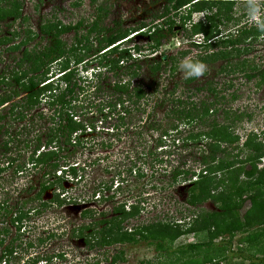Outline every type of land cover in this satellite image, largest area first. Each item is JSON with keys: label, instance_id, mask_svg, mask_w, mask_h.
Instances as JSON below:
<instances>
[{"label": "trees", "instance_id": "1", "mask_svg": "<svg viewBox=\"0 0 264 264\" xmlns=\"http://www.w3.org/2000/svg\"><path fill=\"white\" fill-rule=\"evenodd\" d=\"M165 1L162 10L153 14L149 22L142 21L132 27H125L121 22H113L112 26L108 27L104 26L103 18L108 12L100 6L96 9L94 19L85 26L81 21L74 25H63L60 22L46 23L40 26L39 32L50 37V44L42 48H37L36 45L32 50L27 48L34 38L31 30H26L17 44L12 43L20 36L19 32L13 31L9 36L0 32V47L9 45L5 51L16 53L23 48L15 67L9 72V78H5V75L0 76V85L5 84L6 87L15 85L9 92L0 95V108L9 106L8 112L14 116L13 119L22 120L27 112L45 101L48 107L53 108L59 115L58 120L52 119L53 126L46 144L56 145L54 147L59 151L43 152L34 159V154L41 144L38 138L37 146L30 158L34 168L47 167L54 172L59 167V158H62L59 156L60 151L63 149L66 152H72L77 148L70 142L72 135L78 131H84L87 125L94 128L97 118L107 121L108 116H116L117 126L126 125V119L136 110L132 109V106L147 99L146 87L141 82L132 83V79L139 77L143 65L153 76L166 69L171 73L175 71L176 57L164 56V59L166 58L164 60L162 54L159 57L157 54L170 37L176 34V28L184 30V17L190 19L193 13H203L202 20L190 25L191 34L202 38L200 41L191 43V46L198 50L195 58L205 62L209 71L210 69L215 71L214 74H242L247 80L255 79L257 87L264 86V66L254 64L253 60L245 57L251 52L253 43L261 40L264 34L245 22L239 26L241 18L234 15L235 0ZM1 3L5 5L2 6ZM185 8H188V12L182 15L181 11ZM21 10L22 4L18 0H0V22L8 19L12 21L20 19L26 22L27 19L22 16ZM230 24L236 28L235 31L229 28ZM83 30L85 33L79 34ZM71 31L74 33V40L67 46L60 37ZM138 35L146 37L145 45L132 42ZM186 54L187 52L180 53L181 56ZM87 57L97 58L98 69H104L114 75L118 74L121 68H126V74L130 79L125 81L118 79L106 86L98 81L103 72H95L94 79L90 81L96 97L86 101L87 94L84 95L86 89L85 86L80 85V82H89L87 78L80 76L79 68L83 71L87 70L85 65L88 63ZM2 61L0 57V63ZM128 61L132 63L128 64ZM140 62L143 65H140ZM195 80L184 81L190 84ZM87 87L90 88V85L87 84ZM103 87L108 88V93L103 94ZM209 91L217 95L212 87ZM82 94L85 102L79 100ZM16 98L18 102H15ZM97 99L99 101L93 105ZM172 102H174L173 108L169 112L170 126L163 128L158 124L155 128V131L160 130L159 137L155 139V148L164 147L166 137L171 135L170 132H181L178 130L180 126L188 128L184 138L181 139L182 148H188L189 143L201 144L200 142L205 140L204 146L200 148L199 158L195 161L198 166L189 170L174 168L171 172V180L172 182L181 180L189 182L187 204L190 207L209 201L214 205L215 210L198 213L185 224L184 222H152L128 231L121 224L123 220L136 217L139 214V207L136 200L125 209V205L129 204V199H125L113 208L117 217L108 220L102 214L103 219L99 221L100 229L90 234L93 239L86 243L93 248L95 246L109 247L115 244L132 246L138 245L141 241L157 242V250H161L164 249L163 242H173L186 234L206 232L209 241L187 245L184 252H195L203 247L210 248L216 243L213 242L215 239L222 240L228 236L226 248L223 250V247L221 250V252L228 251V259L224 262L220 260L212 262L208 258L202 260L190 258L180 264H264V254L261 257L252 254L243 255L239 245L231 250L232 238L235 235H240L239 243L250 247L264 236V165L260 167L264 159V141L259 139L253 131L245 134L243 140V136L234 132L235 122L247 117L242 112L223 110L221 113L224 115V123L218 122L214 118L218 112L217 100L210 103L203 100L197 104L189 99L183 101L178 98ZM90 109H92L91 112ZM90 113L92 114L89 115ZM75 116L79 117V121L73 119ZM5 118L3 114H0V121ZM193 125L198 130H189V126ZM2 126L0 125V129ZM175 142L176 140H173L170 147H175ZM7 145L8 143L5 142L4 147L7 148ZM234 151L236 153H233ZM153 155L154 153L151 156ZM170 155H172L171 152L166 154V156ZM8 161L12 163L13 159ZM152 161L159 165L163 163V159L158 154ZM49 170L41 175L42 180L28 188V191L37 190L33 200H41L43 193L49 191L53 183L61 184L62 179L56 178L54 174L51 175ZM1 171L3 169H0ZM69 171L76 176L74 168H70ZM45 174L49 176L46 178ZM58 197L57 195L50 202L62 204L65 201ZM46 205L41 203L42 207ZM26 214L23 210H19L16 222L28 218ZM82 227L86 228V226ZM4 232L8 234L6 229ZM42 242L43 240L40 241ZM12 246L11 244L5 248V255L12 252ZM166 254H169L168 251ZM3 260L10 262V259L4 256L0 258L1 262ZM109 261V264L125 261L124 252L111 256Z\"/></svg>", "mask_w": 264, "mask_h": 264}, {"label": "rangeland", "instance_id": "2", "mask_svg": "<svg viewBox=\"0 0 264 264\" xmlns=\"http://www.w3.org/2000/svg\"><path fill=\"white\" fill-rule=\"evenodd\" d=\"M18 1L22 4L21 13L27 19L26 22L20 19L16 21L5 20L0 22V32L7 36L13 31L19 32L20 36L12 43L17 44L24 36L25 31L31 30L34 38L27 45L29 50H32L36 45L37 48H42L44 45L50 44V37L39 32L40 26L46 23L60 22L63 25H74L81 21L85 26L94 19L96 9L100 6L108 12L106 17L103 18L104 26L108 27L112 26L113 22H121L125 27H132L142 21L149 22L152 15L157 11H161L166 2L165 0ZM235 1L234 15L241 18L239 23V26H241L244 22L246 23V13L238 0ZM1 5L5 4L1 3ZM187 12L188 8H185L182 9L181 14L184 15ZM184 18V30L176 28V34L174 33L170 37L169 41L160 48L157 54V57L162 54L163 59L164 56L176 57L175 71L171 73L170 70L166 69L153 76L146 66L140 62V65H143L142 70L139 77L132 79V83L141 82L146 87L147 99L135 106L133 105L134 107L132 106V109L136 110L126 119L124 129L119 130L117 133L116 137L121 140L118 141V145H114L113 148L111 146L106 150L105 145L101 147L100 144H93L90 152L89 149L84 151L83 149L79 150V148L74 149L72 152L61 150L59 153V156H62L61 159L59 158L60 165L63 164L64 160L70 164L75 162L76 159L81 163L90 165L91 171H83L82 174H85L77 181L68 179L65 182L62 180L60 185L56 184L48 192L43 193L41 200H33L28 203L27 200L33 198L36 190L28 193L22 191V189L29 185L32 187L36 185L39 180H42L41 175L43 172L49 170V168L39 166V168H32L31 170L27 160L33 155L38 138H40L41 143L40 151L42 146L45 148L44 152L52 151L49 148L50 146L46 144L48 134L53 126L52 119L58 120L59 115L56 111L54 112L53 108L48 107L45 101L27 112L22 120L13 119L14 116L8 112L9 106L4 109L0 108V114L6 117L0 121V125H3L0 129V167L8 166L0 174V203L7 201V205L0 207V228L4 232L6 223H12L14 220L13 213L11 214L10 210L13 206L18 205L20 207L24 203L25 212L29 216L23 222V225H20V229L14 226L7 229L8 234L6 235L12 233L15 238L13 247L14 252L17 253L10 264H35L33 261L40 259L42 261H38L37 264H109V258L121 251L124 252L125 261H119L117 264H180L190 258L195 260L208 258L212 262L218 260L224 262L228 259V251L221 252L223 247V250L226 248L228 236L222 240L215 239L213 242L216 243L210 248L203 247L195 252H184L187 245L209 241L206 232L186 234L173 242H163L164 249L161 250H157V242L146 243L143 241L132 246L115 244L109 247L95 246L88 249L80 237V235L83 238L88 236L89 230L83 229L82 226L90 221V219L84 220L83 217L81 220L79 219L81 211L84 209L95 211V216L100 212H104L109 215V218L113 219L117 217V214L112 213L114 206L116 207L125 199H129V202L137 200V207H139V214L136 217L123 220L124 222L121 224L122 227L128 228V230L140 228L152 222H184L185 224L198 213L215 210L214 205L209 201L196 207H190L187 204L190 191L189 182L183 180L172 182L171 180V172L174 168L189 170L198 166L195 161L199 158L200 148L204 146L205 140L200 142L201 144L189 143L188 148H182L183 142L181 139L184 138L185 131L188 128L180 126L178 130L181 132H170L171 135L166 137L164 147L155 148V139L160 135V130L155 131L157 125L159 124L163 128L170 126L169 112L172 110L174 103L172 100L175 101L180 98L186 101L189 99V101L197 104L203 100L209 103L217 100L216 108L218 112L214 115V118L218 122L224 123V115L221 113L223 110H232L236 113L242 112L247 117L235 122L234 132L241 137L243 136V140L245 134L253 131L259 139L264 141V86L257 87L255 79L247 80L242 74H214L215 71L211 69L207 75L196 79L190 84H186L185 79H182L178 65L184 57H195L198 50H195L191 43L202 39L199 35L193 36L191 34L190 25L202 20L203 13H193L190 19ZM229 28L232 31L236 30L233 24H230ZM84 33L85 30L79 34ZM60 38L69 46L74 40V33L72 31L68 32ZM132 42L145 45L146 37L135 36ZM8 46L0 47V57L3 60L0 63V76L5 75V78H9V72L15 67V63L23 50L21 48L16 53H10L5 51ZM123 46L122 48L125 47ZM182 52H187V54L181 56L180 53ZM245 57L253 60L254 64L264 66V39L254 42L251 52ZM86 61H88L85 64L87 70L83 71L79 68L80 76L87 78L86 80L89 82H80V85L85 86L86 89L84 93V95L87 94L86 101L96 97L94 88H92L93 84L90 81V79H94L93 74L95 72H103L98 81L106 86L118 79L123 81L130 79L129 75L126 74V68H121L118 74L114 75L104 69L99 70L97 58L87 57ZM127 63L132 62L128 61ZM132 83L131 85H133ZM87 84L90 85V88L87 87ZM14 87L15 85L6 87L5 84H1L0 95L9 92ZM211 87L216 90L217 95L209 91ZM102 91H104L103 94L108 93V88L103 87ZM82 96L83 94L79 96V100L85 102ZM233 96L236 98L233 99ZM14 100L18 102V98ZM98 101L97 99L93 105H96ZM156 102L157 106H155ZM14 113H16V110H14ZM192 129L198 130L196 127L194 128V125L189 126V130ZM99 137L103 145L110 136L100 135ZM173 140H176L175 147H170ZM5 142L8 143L7 148L4 147ZM54 146L56 145L51 144L52 148ZM110 149L111 158L101 156L102 154L106 155L105 152ZM169 152L172 155L166 156ZM152 153H154L153 156H151ZM233 153H236V151ZM36 154L37 152L34 154V159ZM157 154L163 159L162 165L154 164L152 161ZM64 156L66 157L64 158ZM123 156H126V158L123 159ZM11 158H14V161L7 165L6 162ZM97 159H101L103 162L100 163L101 160L98 161ZM91 162H93V165H91ZM152 164L154 165L150 167ZM262 165H264V159L260 167ZM58 185L61 186L60 189L62 190L57 189ZM114 186L119 187H116V189ZM106 188H110V190L107 191ZM101 189L107 191H105L106 195L114 191L112 198L117 203L112 202L113 199H98L97 194L100 193V196L105 195L104 191H100ZM118 192H122V194L120 195ZM56 195H59L58 199L65 201L62 204L50 202ZM63 195L66 196L64 199ZM93 201H96L95 204H93ZM41 203L47 205L42 207ZM4 207L7 208L4 209ZM14 213L17 214V212ZM96 218L100 217L97 216ZM100 223L96 226V230L100 229ZM239 238L240 235H235L232 238L231 250L239 245L243 255L252 254L261 257L264 254V236L253 247L239 243ZM91 239L93 238L90 237L88 240L91 242ZM41 240H43L42 243H40ZM167 251L169 254H166Z\"/></svg>", "mask_w": 264, "mask_h": 264}, {"label": "built area", "instance_id": "3", "mask_svg": "<svg viewBox=\"0 0 264 264\" xmlns=\"http://www.w3.org/2000/svg\"><path fill=\"white\" fill-rule=\"evenodd\" d=\"M90 111V110H89ZM92 111V110H91ZM90 111V112H91ZM106 112V110H105ZM94 113V112H93ZM92 113H90L89 115H91ZM115 118L116 116H108L107 118V121H104L103 119H96V122H95V127L92 128L90 126H86L85 127V130L84 131H78L76 133H74L71 137V143L73 144V146H77V148L80 149H83L84 151L85 150H88L89 149V152L92 150V146L91 145H96V144H100V146H106V150L109 149L111 146L112 148L114 147V145H118V141H121V140H118V138L116 137L119 132V130H122L124 129V126H117L116 123H115ZM74 120L76 121H79V117L75 116L73 117ZM100 135H106V136H110L109 139L107 141L104 142V144L102 145V140L100 139ZM95 139H99V140H95ZM100 141V142H99ZM80 142V144H79ZM42 150L40 151V149L37 151V154L35 155V157L37 158L41 153L44 152L45 148L44 146L41 147ZM52 151H58L56 147L52 148L51 146L49 147ZM111 148V149H112ZM111 149L108 150L106 153V155H101L103 157H107L108 159L111 158V155H110V152H111ZM63 151V149H62ZM88 152V153H89ZM99 158V157H98ZM126 156H123V159H125ZM98 161H100L101 159H97ZM96 161V160H95ZM66 160H64L63 163H65ZM103 162V160L100 161V163ZM93 165V162H91ZM59 164V163H58ZM70 168H74L76 170V176L72 175L70 173ZM85 170H89V172L91 171V167L90 165H87L85 163H81L80 161L76 160L75 159V162L73 163H70L68 164L66 162V164H59V167L54 170V172L52 173V175L54 174L56 178H60L62 180H64L65 182H67V180H72V181H77V180H80L82 178V176L85 174H82L83 171ZM48 177V176H46ZM115 188L119 187V186H114ZM116 188V189H117ZM59 191L62 190L60 188H57ZM107 191L110 190V188H106ZM100 191H106V190H103L101 189ZM106 191V192H107ZM106 192H105V195L103 196H100V193L97 194V198L98 199H111L114 195V191L110 192L109 194L106 195ZM120 195L122 194V192H118ZM111 196V197H110ZM63 199L66 197L65 195L62 196ZM121 197V196H120ZM119 197V198H120ZM113 199V198H112ZM114 202L117 203V201L115 199H113ZM112 201V202H113ZM8 262L6 261H2L1 264H7ZM11 262H9L8 264H10Z\"/></svg>", "mask_w": 264, "mask_h": 264}, {"label": "clouds", "instance_id": "4", "mask_svg": "<svg viewBox=\"0 0 264 264\" xmlns=\"http://www.w3.org/2000/svg\"><path fill=\"white\" fill-rule=\"evenodd\" d=\"M238 3L242 5L245 10L246 23L251 27H255L261 34H264V0H238ZM261 38L264 39V35H262ZM178 69L182 79L185 80L200 79L209 71V67L205 62L193 56L184 57L180 61ZM56 77L54 79H56ZM6 167L1 166L0 169L5 170ZM133 203L134 202H129V204L125 205V208L127 209L128 206ZM5 228L8 229L9 227L6 225L4 229ZM39 261H42V259ZM37 263L38 261L35 262V264Z\"/></svg>", "mask_w": 264, "mask_h": 264}, {"label": "flooded vegetation", "instance_id": "5", "mask_svg": "<svg viewBox=\"0 0 264 264\" xmlns=\"http://www.w3.org/2000/svg\"><path fill=\"white\" fill-rule=\"evenodd\" d=\"M12 159H14V158H12ZM14 161V160H13ZM12 161V162H13ZM28 162H29V164H30V168H31V170H32V168H34V166H33V161L32 160H27ZM7 163V165H9V163H10V161H8V162H6ZM8 167V166H7ZM47 168V167H46ZM6 169V168H5ZM5 170H3V171H1L0 172V174L2 173V172H4ZM50 171H51V175H52V170L50 169ZM49 171V172H50ZM48 172V173H49ZM43 174H44V172H43ZM42 174V175H43ZM50 174V173H49ZM49 174H45V177L46 176H49ZM47 178V177H46ZM52 182H54V178H52ZM55 185H56V183H53V186L52 187H55ZM30 186L31 185H29V186H27L26 188H24V189H22V191L24 190V192H28V193H30L31 191H33L34 189H32V190H29L28 191V188H30ZM57 188H61V186L59 187V185H58V187ZM36 192H37V190H36ZM36 192L33 194V195H35L36 194ZM46 192H48V191H46ZM45 193V192H44ZM144 194V193H143ZM59 196V195H58ZM34 197V196H33ZM55 197H57V195L55 196ZM53 199V198H52ZM28 203H31L32 201H33V198H29L28 200ZM95 202L96 201H93V204H95ZM142 202H143V200H142ZM5 205H7V201H2V203H0V207H2V206H5ZM26 205V204H25ZM25 206H24V203L20 206V207H18V205H16V206H13V207H11V214L13 213V221H12V223H6V225L9 227V228H11V227H15V228H18V226L20 227V225L22 226L23 225V222L26 220V219H28L29 218V216L27 215V217L28 218H26V219H22L21 220V222H16V219H17V217H18V213H19V210H23L24 212H25V208H24ZM4 208H7V207H4ZM14 212H17V214L16 213H14ZM112 213L113 214H115L114 212H113V210H112ZM30 214V213H29ZM95 214H96V212L95 211H90V210H88V209H84L83 211H81V214H80V217H79V219L81 220V218L83 217V219L85 220V219H90V221H89V223H86L85 225H84V227L86 226V228H85V230H89V233L87 234L88 236L87 237H85V238H83L81 235H80V237H81V239H82V241H83V243H84V245L86 246L87 245V248L88 249H92V248H90L89 247V245L86 243V241H88V242H90L88 239H90V237L92 236V235H90V234H92L94 231H96V226L98 225V223H99V221H101L102 219H103V216H102V214H104V218L105 219H108V220H110L111 218H109V215H107V214H105L104 212H100V213H98V217H100V218H96L97 216H95ZM13 224V225H12ZM1 225V224H0ZM6 229V228H5ZM4 229V230H5ZM20 229V228H19ZM125 229H127L128 230V228H125ZM7 230V229H6ZM12 230V229H11ZM82 231V230H81ZM128 231H130V229L128 230ZM2 233H3V235H2ZM10 235V236H9ZM9 235H6V233L5 232H2V229L0 228V242H2V244H0V258L2 257V256H4L5 258L7 257V258H9L10 259V262L12 261V259H14V255H16L17 253L16 252H14V247L12 246V248H13V250H12V252L10 253V254H6L5 255V248L6 247H8V246H11V244L13 245V241L15 240V238L12 236V233L11 234H9ZM93 242V241H92ZM0 264H1V261H0Z\"/></svg>", "mask_w": 264, "mask_h": 264}]
</instances>
